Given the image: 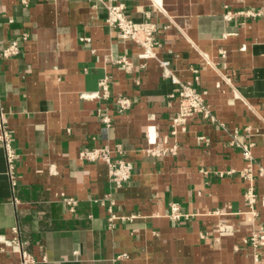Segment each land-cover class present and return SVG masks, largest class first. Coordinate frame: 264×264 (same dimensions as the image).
Masks as SVG:
<instances>
[{"label":"crops","instance_id":"crops-1","mask_svg":"<svg viewBox=\"0 0 264 264\" xmlns=\"http://www.w3.org/2000/svg\"><path fill=\"white\" fill-rule=\"evenodd\" d=\"M102 1L0 0V50L27 36L18 55L0 58L16 152L10 177L0 144V235L17 237L32 264H264V246L246 241L264 234V0H123L128 18L159 26L154 58L106 25ZM159 61L214 121L194 115L171 134L177 87ZM103 78L105 99L95 96ZM120 97L131 100L123 112ZM232 131L250 159L230 145ZM114 144L113 157L132 165L121 187L102 161L79 158ZM154 145L174 152L146 155ZM61 192L77 199L74 211ZM171 201L188 216L170 218ZM0 264H21L19 248L0 243Z\"/></svg>","mask_w":264,"mask_h":264},{"label":"built area","instance_id":"built-area-1","mask_svg":"<svg viewBox=\"0 0 264 264\" xmlns=\"http://www.w3.org/2000/svg\"><path fill=\"white\" fill-rule=\"evenodd\" d=\"M28 0H22V3L26 4ZM106 11L107 16L105 19L106 25L115 30L117 37L123 40H129L134 44L142 48V52L139 54L140 58H154L155 54L153 47L156 41V35L159 32V26L156 22L146 20L136 22L128 18L125 14V5L123 0H104L102 1ZM246 15L253 16L255 13L251 11H246ZM27 38L26 34H23L22 40ZM22 40H11L7 46L0 50V58H8L16 56L20 53L22 47ZM83 40H88L83 38ZM160 67L165 72V76L169 77L172 84L177 87V110L172 119V130L171 134H175L178 129L183 130L187 120L194 116L199 115L203 119H209L214 121V116L211 114V109L209 105L205 102L204 97L195 89L193 85L188 82H181L176 76L168 71V62L159 61ZM97 98H107L109 96L108 83L105 78L100 80L99 89L95 93ZM118 111L123 112L130 108L131 100L129 98L120 97L117 99ZM6 114L0 107V144L5 152V159L8 168V172L11 176L13 169V162L16 159V152L12 145L10 134L5 127ZM103 123L106 126L110 125V119L107 116L102 118ZM231 139L229 141L230 145L239 147L242 151V155L246 159L251 158L250 147L251 144H244L238 141L237 133L232 131ZM145 154L148 156H161L168 152H174V147L165 148L161 146H148L145 148ZM113 152L122 154V149L120 144H114L111 148L109 146L103 147H93L86 150H81L79 152V158L88 162L102 161L107 165L109 176L111 181L116 187H121L125 182H127L132 175V165L130 162L126 161L124 158H114ZM244 178L253 177V168L248 167L244 172L241 173ZM258 176L264 179V168H258ZM59 198L66 205L69 211H74L77 204V199L73 196L66 195L61 192ZM244 199L246 204L255 216L254 205L256 203V195L253 192L252 187H248L244 192ZM109 225L112 226V221L115 218L111 210H109ZM168 216L173 220H181L186 218L188 214L182 211L181 206L176 201H171L169 203ZM133 216H130V218ZM15 233L16 228H12ZM253 247H263L264 246V234L259 231H252L249 238L246 239ZM0 243L6 246L15 245L19 248V254L21 258V264H32L34 262V257L23 247V243L17 238L6 239L4 236L0 235ZM125 254L119 255L118 257H125ZM254 264H258V258L255 256Z\"/></svg>","mask_w":264,"mask_h":264}]
</instances>
